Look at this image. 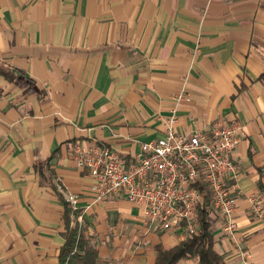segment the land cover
<instances>
[{"label": "crops", "instance_id": "crops-1", "mask_svg": "<svg viewBox=\"0 0 264 264\" xmlns=\"http://www.w3.org/2000/svg\"><path fill=\"white\" fill-rule=\"evenodd\" d=\"M173 110L181 130L242 126L237 228L213 225L214 248L264 264V0H0V264H58L65 191L97 264H153L184 239L148 229L122 195L94 200L71 153L137 152Z\"/></svg>", "mask_w": 264, "mask_h": 264}, {"label": "built area", "instance_id": "built-area-1", "mask_svg": "<svg viewBox=\"0 0 264 264\" xmlns=\"http://www.w3.org/2000/svg\"><path fill=\"white\" fill-rule=\"evenodd\" d=\"M174 98L187 95L179 92ZM165 122L162 136L141 142L139 151L128 155L98 143H72L76 165L91 176L94 200L122 195L137 206V220L148 229L171 230L185 238L200 230L199 207L207 193L214 209L209 227L233 236L241 193L234 152L244 135L242 126L217 119L203 128L181 130L174 110ZM64 195L75 209L76 196L70 191ZM249 200L254 216L262 217L258 200Z\"/></svg>", "mask_w": 264, "mask_h": 264}, {"label": "trees", "instance_id": "trees-1", "mask_svg": "<svg viewBox=\"0 0 264 264\" xmlns=\"http://www.w3.org/2000/svg\"><path fill=\"white\" fill-rule=\"evenodd\" d=\"M199 207L198 221L200 230L170 247L156 246L153 264H177L180 259L196 258V264H225L224 257L214 248L211 215L214 211L210 197L206 193ZM64 202L62 235L64 242L58 252V264H97L98 249L96 243L84 234V227L75 220L69 202Z\"/></svg>", "mask_w": 264, "mask_h": 264}]
</instances>
